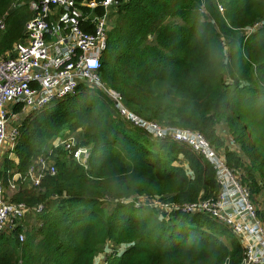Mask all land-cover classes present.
Instances as JSON below:
<instances>
[{
    "label": "trees",
    "instance_id": "16d2710c",
    "mask_svg": "<svg viewBox=\"0 0 264 264\" xmlns=\"http://www.w3.org/2000/svg\"><path fill=\"white\" fill-rule=\"evenodd\" d=\"M117 7L100 68L104 82L142 117L201 132L224 151L258 205L264 195V0H130ZM32 15L28 0H0V55L24 37ZM220 124L240 152L227 146ZM77 130V145L91 148L87 168L64 147L47 149ZM14 152L19 162L4 155L0 167L8 185L42 155L50 154L57 173L45 175L39 189L15 181L14 200L48 209L24 241L19 230L0 234V264H97L106 245V264H243L242 243L221 221L203 213L163 217L148 205L135 206L132 197L141 195L178 203L216 197L217 172L187 143L154 138L124 119L99 88L82 84L29 114ZM257 213L264 222V207Z\"/></svg>",
    "mask_w": 264,
    "mask_h": 264
},
{
    "label": "built area",
    "instance_id": "2783aa9c",
    "mask_svg": "<svg viewBox=\"0 0 264 264\" xmlns=\"http://www.w3.org/2000/svg\"><path fill=\"white\" fill-rule=\"evenodd\" d=\"M127 1L130 0H28L33 15L26 23L24 37L0 55V157L14 151L19 137L21 122L11 127L13 118L65 97L82 84L99 88L110 96L124 119L154 138L170 137L187 143L203 154L217 172L220 190L216 197L178 203L141 195L132 197L135 206L148 205L163 217L177 212L207 214L227 225L239 238L245 249L243 264H264V250L260 249L264 243V222L249 188L228 165L225 155L198 130L165 126L133 112L123 102L121 93L104 82L100 68L112 25L111 9ZM97 7L104 8L103 15L95 13ZM218 7L223 10L220 4ZM0 26L4 27L2 23ZM60 139L54 147H64L87 168L90 146L77 145L74 133ZM56 173L57 166L48 154L39 156L25 177L19 172L13 174L9 181L12 194L0 176V234L19 230V239L24 241L28 230L42 226V215L48 207L45 203L14 200L12 196L18 188L15 181L22 178L28 187L39 189L45 175ZM105 260L98 259L97 264H106Z\"/></svg>",
    "mask_w": 264,
    "mask_h": 264
},
{
    "label": "rangeland",
    "instance_id": "374dc122",
    "mask_svg": "<svg viewBox=\"0 0 264 264\" xmlns=\"http://www.w3.org/2000/svg\"><path fill=\"white\" fill-rule=\"evenodd\" d=\"M118 8V7H117ZM117 8H112L111 9V14H110V18H111V23H112V25H111V28H112V26L114 25V21H115V19H114V17L116 16V9ZM250 32V31H249ZM123 99V102L126 104V102H125V100H124V98H122ZM47 106V105H46ZM45 107V106H44ZM44 107H42V108H40V109H37V110H30V109H28V110H25L21 115H19L18 116V118H13L12 119V121H11V127H16L20 122L22 123V122H24L25 121V119H26V117L29 115V114H32L33 112H34V114L36 113V112H38V111H40L41 109H43ZM80 131L81 130H77V131H73L74 132V134L76 135V137H77V141H78V136L80 137ZM73 132H72V134H73ZM68 134H71V133H67V132H65V134L63 135V136H65V135H68ZM60 137L61 136H57L56 138H54V140H51V142L47 145V149L49 150L53 145H54V143H55V141L57 140V142L55 143V145L61 140L60 139ZM6 153V152H5ZM5 153L0 157V161H1V159H2V157L5 155ZM1 163V162H0ZM1 165V164H0ZM1 169V168H0ZM2 179H3V181L5 180V178L4 177H2ZM5 183V182H4ZM5 185L7 186V190H8V193H10V194H12V191H11V188L9 187V185H8V183L6 184L5 183ZM264 197V196H263ZM263 198L261 197L260 198V200L261 201H258L257 202V207H261V208H263L264 207V201L262 200ZM106 252H107V250H103V252H102V255H101V257H103L105 254H106Z\"/></svg>",
    "mask_w": 264,
    "mask_h": 264
},
{
    "label": "crops",
    "instance_id": "0c3cea01",
    "mask_svg": "<svg viewBox=\"0 0 264 264\" xmlns=\"http://www.w3.org/2000/svg\"><path fill=\"white\" fill-rule=\"evenodd\" d=\"M218 132H219V134L222 136V137H224V139H225V142H226V144H227V146H229L231 149H233V150H235V151H238V152H240V148H239V146L237 145V144H235L234 142H233V138H232V136L229 134V131H228V127H227V125L226 124H220V125H218ZM220 151V153L223 155H225V153H224V151L223 150H219ZM5 155L6 156H8L10 159H12V160H14L15 162H19V159H18V157H17V155L15 154V152L14 151H10L9 153L8 152H6L5 153ZM4 158L5 157H2V159H1V165H0V167L2 166V164H3V160H4ZM228 186H226L225 188H227ZM264 196V195H263ZM262 196V200L264 201V197ZM260 198L261 197H259V201H261L260 200ZM258 208H261V207H258ZM109 249H110V245H106V247L103 249V250H107V252H106V254L103 256V257H101V255H102V252H100L99 253V259H101V258H103V259H106V257H107V253L109 252ZM260 249H262V250H264V243H261V248ZM262 254L264 255V251L262 252Z\"/></svg>",
    "mask_w": 264,
    "mask_h": 264
}]
</instances>
